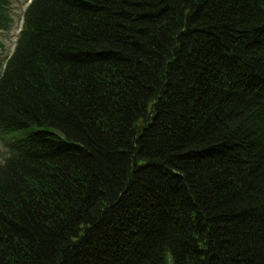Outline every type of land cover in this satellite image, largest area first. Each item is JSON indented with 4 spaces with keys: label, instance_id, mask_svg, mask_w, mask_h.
<instances>
[{
    "label": "trees",
    "instance_id": "trees-1",
    "mask_svg": "<svg viewBox=\"0 0 264 264\" xmlns=\"http://www.w3.org/2000/svg\"><path fill=\"white\" fill-rule=\"evenodd\" d=\"M1 50L0 264H264V0H30Z\"/></svg>",
    "mask_w": 264,
    "mask_h": 264
},
{
    "label": "rangeland",
    "instance_id": "rangeland-1",
    "mask_svg": "<svg viewBox=\"0 0 264 264\" xmlns=\"http://www.w3.org/2000/svg\"><path fill=\"white\" fill-rule=\"evenodd\" d=\"M30 0H10L9 11L12 17V23L8 31L0 32V41L2 43L1 57L9 56L15 46L17 36L23 23V14ZM8 149L0 139V161L7 155Z\"/></svg>",
    "mask_w": 264,
    "mask_h": 264
}]
</instances>
